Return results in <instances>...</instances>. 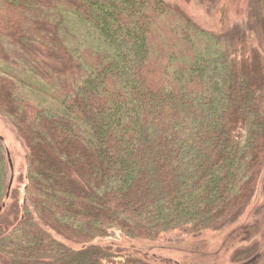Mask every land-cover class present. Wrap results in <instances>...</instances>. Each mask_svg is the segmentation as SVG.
Instances as JSON below:
<instances>
[{"label":"trees","instance_id":"obj_1","mask_svg":"<svg viewBox=\"0 0 264 264\" xmlns=\"http://www.w3.org/2000/svg\"><path fill=\"white\" fill-rule=\"evenodd\" d=\"M255 12L261 44L167 0H0V116L26 149L20 195L0 137V253L102 264L113 231L233 219L264 164V0Z\"/></svg>","mask_w":264,"mask_h":264},{"label":"rangeland","instance_id":"obj_2","mask_svg":"<svg viewBox=\"0 0 264 264\" xmlns=\"http://www.w3.org/2000/svg\"><path fill=\"white\" fill-rule=\"evenodd\" d=\"M179 4L200 26L215 33L239 29L262 42L256 0H167ZM75 41V38L72 39ZM47 57V56H45ZM47 57L51 64L53 57ZM0 137L9 159L10 188L22 194L26 149L11 125L0 116ZM8 207V206H6ZM7 212L1 210L0 219ZM112 253L102 264H119L124 256L142 264H264V164L254 190L238 214L219 228L195 234L172 230L157 239L128 237L119 231L97 238ZM0 264H12L0 253Z\"/></svg>","mask_w":264,"mask_h":264}]
</instances>
